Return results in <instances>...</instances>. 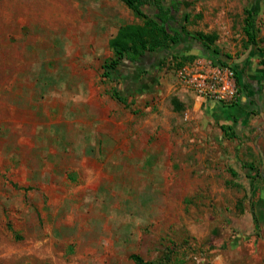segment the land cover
I'll return each mask as SVG.
<instances>
[{"label": "rangeland", "instance_id": "obj_1", "mask_svg": "<svg viewBox=\"0 0 264 264\" xmlns=\"http://www.w3.org/2000/svg\"><path fill=\"white\" fill-rule=\"evenodd\" d=\"M180 2L185 41L112 81L109 41L145 23L121 0H0V264H264L258 136L193 109L178 74L203 34L264 89V0Z\"/></svg>", "mask_w": 264, "mask_h": 264}, {"label": "trees", "instance_id": "obj_2", "mask_svg": "<svg viewBox=\"0 0 264 264\" xmlns=\"http://www.w3.org/2000/svg\"><path fill=\"white\" fill-rule=\"evenodd\" d=\"M128 9L136 16L145 21L143 26L125 25L120 27L117 35L109 41L110 48L114 51V58L107 61L104 66L103 78L114 81L118 75L119 68L125 63H138L151 54H156L160 49H167L180 46L187 35L184 27L176 18L182 7L180 0H121ZM243 32L248 43L258 46V12L255 10H245ZM195 47L209 53L220 64H227L228 61L220 57L217 49H213L211 39L203 34L192 36ZM177 59V57H174ZM186 63L180 64L179 68ZM238 86L239 76L245 70L235 69ZM240 91V89H239ZM133 93L115 90L113 97L126 107H129L128 98ZM237 135V134H236ZM136 264H163L161 258L157 261H145L137 255L132 256Z\"/></svg>", "mask_w": 264, "mask_h": 264}, {"label": "crops", "instance_id": "obj_3", "mask_svg": "<svg viewBox=\"0 0 264 264\" xmlns=\"http://www.w3.org/2000/svg\"><path fill=\"white\" fill-rule=\"evenodd\" d=\"M193 47L199 49L195 47L194 44L192 48ZM168 52L169 54L172 53L171 50H169ZM143 60H141L140 62H142ZM262 63H264L263 58ZM255 64V59H246L238 65V70L242 69L245 70V72L239 76V98L233 105L227 106L217 101L202 102V100L198 99L197 96L194 95L191 91L189 94L182 93L183 98H188L187 100L185 99L186 101H192L193 109H196V107L200 104V106L205 108V110L210 111L214 116L223 119L224 123L231 125L233 129L237 130V133L240 136L249 137L252 134H256L258 136L257 140L254 141V143L255 146H257L258 141H260V146H262V149H259L262 167L256 171L254 170V168L252 169V174L250 176V180L252 181V183L264 178V162L262 158V154L264 155V125H262L261 122V113H264V89L261 84L262 81H260L261 79L259 80V78L255 76V74H251L255 71H253L256 66ZM251 65L254 68L251 69L252 72L250 71V74L248 76L245 73L247 68ZM149 70H151L150 66L139 67L140 72H149ZM257 71L259 76L264 75L263 65H260Z\"/></svg>", "mask_w": 264, "mask_h": 264}, {"label": "built area", "instance_id": "obj_4", "mask_svg": "<svg viewBox=\"0 0 264 264\" xmlns=\"http://www.w3.org/2000/svg\"><path fill=\"white\" fill-rule=\"evenodd\" d=\"M183 85L202 102L217 101L233 105L239 98V86L234 66L225 65L202 55L178 71Z\"/></svg>", "mask_w": 264, "mask_h": 264}, {"label": "water", "instance_id": "obj_5", "mask_svg": "<svg viewBox=\"0 0 264 264\" xmlns=\"http://www.w3.org/2000/svg\"><path fill=\"white\" fill-rule=\"evenodd\" d=\"M261 122L264 125V113H261ZM263 162H264V155L262 154Z\"/></svg>", "mask_w": 264, "mask_h": 264}]
</instances>
